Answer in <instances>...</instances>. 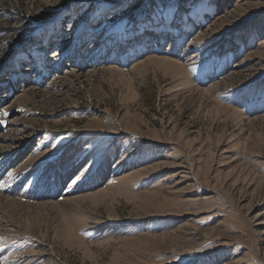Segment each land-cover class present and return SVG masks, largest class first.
Instances as JSON below:
<instances>
[{
	"label": "rangeland",
	"instance_id": "rangeland-1",
	"mask_svg": "<svg viewBox=\"0 0 264 264\" xmlns=\"http://www.w3.org/2000/svg\"><path fill=\"white\" fill-rule=\"evenodd\" d=\"M7 1L29 15L0 24L61 74L11 98L31 127L0 177V264H264V0Z\"/></svg>",
	"mask_w": 264,
	"mask_h": 264
},
{
	"label": "bare ground",
	"instance_id": "bare-ground-1",
	"mask_svg": "<svg viewBox=\"0 0 264 264\" xmlns=\"http://www.w3.org/2000/svg\"><path fill=\"white\" fill-rule=\"evenodd\" d=\"M0 5L4 6V9L6 10V13L9 16L17 15L18 17L22 16L25 19H27L28 15H29L27 10L24 9L21 11L18 9V3L17 2L15 4L11 5L7 0H0ZM0 14H1V12H0ZM0 18H2V15H0ZM13 28H15V27L11 24H8V25L0 24V76H1V73L3 70L2 67H4V65H6L5 63H8V61H9V53L6 50L8 48L12 47L13 45H14V48H17L19 45L23 44V42L25 40L27 41V39H29L28 42L24 43L21 46L22 50L28 49L27 45L31 41V38H28V37H30L31 34L33 33V29L25 30L21 39L18 40L17 42H15V39H13L14 38L13 37V31H12ZM42 37L45 40V38H47V35L42 36ZM30 43L32 46L34 45L32 48H34V47L39 48L40 47L39 52H38L39 54L36 53L33 55V54L29 53V51H28L31 58L34 56H37L36 63H34L33 66H31L29 64L28 68L18 69L13 73L14 74L13 76L16 79V81L21 80L20 81L21 82L20 87H17L16 84H11L12 79H9V80H6L3 82V86H8L10 88L9 91L13 92V94H11L10 97L7 96V93H9V91L5 92L3 95H1V93H0V177H1V175H3V171L5 168H7L9 165H12L17 160L20 159V157L22 155V153H21L22 148L24 149L23 152H25L26 147H24V146L27 145L28 141H29L26 139V137H27L26 135L28 134L30 127H31L30 122L26 121L25 119H21V118L20 119L11 118L12 115H14L17 111V110H15L16 103L11 102L12 96H14L16 93H21L22 95L27 96L31 100V103H34L37 101L38 102L43 101V99L48 95L49 96H57L58 95L57 89L59 87L60 81H56V82H52V83L49 82L50 84L45 83V85L43 86L44 82L43 81L39 82V80L37 78H41L42 75L45 76V78H46L47 72L53 71V70L55 71L56 75L61 74L59 72L60 71L59 65L61 63V61L59 60L60 59L59 55H56V56L52 55L49 58L50 62H47L45 60V56L42 55V54H44L43 50L45 48V47L41 46V44H43V42L42 43H35L32 41ZM31 45H29V46H31ZM78 50H80V48ZM52 62H54V66H53L54 69L49 67V64H52ZM67 66L68 65H66V68H67ZM69 66L71 67V71L69 69H68L69 71L65 69L66 70L65 72L69 73L70 75H72L76 78H80V77L82 78V76H83L82 74H84L87 71V69L84 71L82 70L81 63L79 61H78V63L73 62V63L69 64ZM40 67H42L43 69H40ZM21 75H23V76H21ZM27 76H30V77L27 78ZM12 81H14V80H12ZM37 83H39V84H37ZM18 142H20V143L17 144ZM20 145H21V147H19ZM7 164H8V166H7ZM17 168L12 167L10 169L11 173L12 172L14 173ZM17 170H19V169H17ZM12 175H14V174H12ZM15 175H16V173H15ZM8 176H10V175H8ZM17 178H18V176H17ZM5 179H8V178L5 177ZM1 183H3V182H1ZM1 183H0V189H2ZM7 184H8V182H7ZM0 197H1V195H0ZM97 198H98V196H97ZM97 198L92 197L91 199L96 200ZM0 218H1V216H0ZM1 224H2V228L5 231H7V232L12 231V225L10 224L9 221H2Z\"/></svg>",
	"mask_w": 264,
	"mask_h": 264
},
{
	"label": "snow or ice",
	"instance_id": "snow-or-ice-1",
	"mask_svg": "<svg viewBox=\"0 0 264 264\" xmlns=\"http://www.w3.org/2000/svg\"><path fill=\"white\" fill-rule=\"evenodd\" d=\"M82 175V174H81ZM81 175H77L75 179L72 181V183H76L81 178Z\"/></svg>",
	"mask_w": 264,
	"mask_h": 264
}]
</instances>
